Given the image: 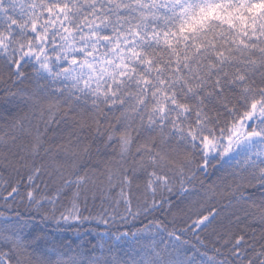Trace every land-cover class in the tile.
Instances as JSON below:
<instances>
[{"label": "snow or ice", "instance_id": "6c2138e0", "mask_svg": "<svg viewBox=\"0 0 264 264\" xmlns=\"http://www.w3.org/2000/svg\"><path fill=\"white\" fill-rule=\"evenodd\" d=\"M0 264H264V0H0Z\"/></svg>", "mask_w": 264, "mask_h": 264}, {"label": "trees", "instance_id": "16d2710c", "mask_svg": "<svg viewBox=\"0 0 264 264\" xmlns=\"http://www.w3.org/2000/svg\"><path fill=\"white\" fill-rule=\"evenodd\" d=\"M35 223L37 225H39V220L37 219V221H35ZM40 227H43L44 230L51 236L53 237L56 241H71L73 245H76L78 243H80L81 239L83 238L80 234L72 232V231H68V230H57L55 227L53 226H42L40 225ZM93 242H95L93 240Z\"/></svg>", "mask_w": 264, "mask_h": 264}]
</instances>
